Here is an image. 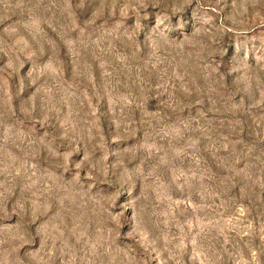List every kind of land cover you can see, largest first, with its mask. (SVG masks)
Returning <instances> with one entry per match:
<instances>
[{
    "label": "rangeland",
    "instance_id": "1",
    "mask_svg": "<svg viewBox=\"0 0 264 264\" xmlns=\"http://www.w3.org/2000/svg\"><path fill=\"white\" fill-rule=\"evenodd\" d=\"M0 264H264V0H0Z\"/></svg>",
    "mask_w": 264,
    "mask_h": 264
}]
</instances>
